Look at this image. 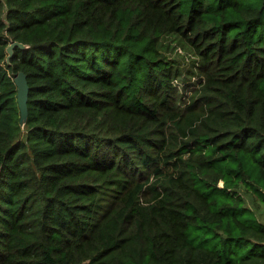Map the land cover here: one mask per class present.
Listing matches in <instances>:
<instances>
[{"label":"trees","instance_id":"1","mask_svg":"<svg viewBox=\"0 0 264 264\" xmlns=\"http://www.w3.org/2000/svg\"><path fill=\"white\" fill-rule=\"evenodd\" d=\"M242 190L264 204V0H0V264H264Z\"/></svg>","mask_w":264,"mask_h":264},{"label":"water","instance_id":"2","mask_svg":"<svg viewBox=\"0 0 264 264\" xmlns=\"http://www.w3.org/2000/svg\"><path fill=\"white\" fill-rule=\"evenodd\" d=\"M16 48L19 49H26L28 48V45H25L18 41H12L8 44L6 47V61L7 63H10V58L14 54V50ZM13 82L16 85L17 88V105L20 112V125L24 126L26 123L27 117H28V95H29V85L28 80L24 72L19 71L15 74L13 77Z\"/></svg>","mask_w":264,"mask_h":264},{"label":"rangeland","instance_id":"3","mask_svg":"<svg viewBox=\"0 0 264 264\" xmlns=\"http://www.w3.org/2000/svg\"><path fill=\"white\" fill-rule=\"evenodd\" d=\"M197 79V76L191 77V79L186 80V83H193ZM177 83V81H175ZM183 83V82H180ZM181 93V91H180ZM185 97L188 99V96L190 94V91L185 93ZM219 186H222V181L219 182ZM242 196L244 198V204L245 206L249 207V209L252 211L254 216L262 223H264V204L261 203L257 198H255L250 193H246L244 190H242ZM220 237L218 238H210L207 243H205L206 246L209 247H216L218 244H220ZM239 250L241 253L246 252L248 249H242V247H239Z\"/></svg>","mask_w":264,"mask_h":264}]
</instances>
